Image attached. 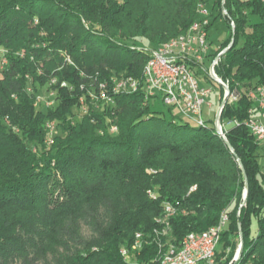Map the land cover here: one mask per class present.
Wrapping results in <instances>:
<instances>
[{"label":"trees","instance_id":"1","mask_svg":"<svg viewBox=\"0 0 264 264\" xmlns=\"http://www.w3.org/2000/svg\"><path fill=\"white\" fill-rule=\"evenodd\" d=\"M203 6L235 30L215 67L237 96L221 115L222 124L239 122L226 138L166 116L142 88L150 51L201 20ZM121 77L140 89L114 93ZM102 84L116 105L92 104ZM260 86L262 0H0V264H160L161 245L180 247L223 213L217 264L238 249L239 221L238 264H264L263 148L245 125L249 92ZM43 88L58 104L37 109ZM83 98L89 110L81 116ZM49 122L57 124L50 143ZM166 205L174 210L167 234L159 222ZM138 233L143 247L132 263L121 251Z\"/></svg>","mask_w":264,"mask_h":264},{"label":"built area","instance_id":"2","mask_svg":"<svg viewBox=\"0 0 264 264\" xmlns=\"http://www.w3.org/2000/svg\"><path fill=\"white\" fill-rule=\"evenodd\" d=\"M223 14H226V12L223 11ZM200 16L201 20L194 22L191 30H187L183 33V36H179L175 40V47L167 51H158L156 49L150 51L151 74L148 76L147 95L150 102L161 100L165 106L176 110L186 121L194 123L206 121L203 115V108L208 104L207 99L212 93L211 89L201 85L197 77L200 74V70L205 67L206 59L208 57L211 58L209 54L210 20L208 19L209 10L206 6H203ZM217 57L215 59L212 58L210 72H207L204 68L205 80H209L208 78L211 77L219 83L224 90V96L229 93V100L232 101L237 96L231 93L228 82L223 81L216 74L215 67L220 61ZM5 64L6 61L3 60V65ZM121 79L122 77L114 80V93H118V85ZM65 85V83L62 84V86ZM136 87L137 85H134L128 91L136 90ZM105 89L106 85L102 84V91H99V94H89L92 104L99 107L98 101H102L108 106L116 105L114 98L106 95ZM51 94L53 95L54 93ZM249 97L254 102V107L250 110L251 117L246 121L245 125L262 146L264 155V87L260 86L251 90ZM39 99L40 96L38 101ZM80 103V114H87L89 107L85 99H81ZM208 105L211 107L210 104ZM46 107H52V103H47ZM238 124V120H230L225 124L220 122L218 127L224 132V138H226V129ZM46 128L49 132L50 143L57 132V124L49 122ZM115 128V126H112L111 130H115ZM152 196L154 197L153 194ZM228 222L229 217L226 214L224 229H217V227L213 226L203 232L188 234L186 241L187 251L180 257V264H217V259L213 257V250H218L222 234L226 230ZM162 224H164L163 233L167 234V225L169 223H165V217L162 219ZM139 241L142 240L135 236L131 249H122L121 253L127 261L132 262L134 260L128 258V251L136 252ZM175 246L177 244L171 239L166 244L161 245L159 261H165L166 264V257L172 256Z\"/></svg>","mask_w":264,"mask_h":264},{"label":"rangeland","instance_id":"3","mask_svg":"<svg viewBox=\"0 0 264 264\" xmlns=\"http://www.w3.org/2000/svg\"><path fill=\"white\" fill-rule=\"evenodd\" d=\"M208 10H209L208 19L211 22V26L209 28V44H210L209 54L211 55V58L208 57L206 59L204 68L207 72L208 71L210 72L213 54H216L217 51L220 50L222 48V46L229 39L232 38L233 29L229 26L228 22L225 21L223 16L218 15L217 13L216 14L212 13L210 7H208ZM152 22L154 23L155 28H161L165 25L166 21L161 16H159V17L155 16V18H153ZM2 66H4V65H1V67ZM204 68H202L200 70V74L197 77H198L202 86H206L209 89H211V91H212L210 97L207 99V103L210 104L211 107H209V105L206 104L203 108V115L207 121V125H208V127L212 128V127H215V118H216L218 109L222 103V102L220 103V100L222 97L223 88L221 87V85L219 83H217L211 77L208 78L209 80H205ZM51 93H54V92H48V91H46L45 88L42 89V94H40L41 98L38 101L37 109L41 108L42 106L46 107L47 103H52L53 106L58 104V101L56 100V93L53 95ZM152 103H153V106L156 110L164 112L166 114V116L170 117L172 114H174L175 116H179V113L176 110H172V113H171L169 111V107L165 106L161 100H157V101H154ZM81 116H83V115H81ZM79 118H81V117H79ZM190 123L192 125H196L194 122H190ZM261 162H262V164H264V157L261 159ZM244 194H245V188H244V192H243V200H244ZM242 205H243V203L240 205V207H242ZM85 234L89 235V230L87 228H85ZM239 247H240V245H239ZM239 247H238V249H239ZM219 249H220V245H219L218 250ZM238 249L234 253H231L232 259L236 256ZM230 251L231 250H228L229 254H230ZM134 258H135L134 255H132L130 257V259H134Z\"/></svg>","mask_w":264,"mask_h":264},{"label":"bare ground","instance_id":"4","mask_svg":"<svg viewBox=\"0 0 264 264\" xmlns=\"http://www.w3.org/2000/svg\"><path fill=\"white\" fill-rule=\"evenodd\" d=\"M262 1L264 2V0H262ZM202 9H203V7H201L199 13L202 12ZM189 30H191V28ZM180 36H183V34ZM178 38L179 37L170 40L169 42L163 44L162 46H160L156 50H158V51L170 50L172 47H175V40H177ZM149 74H151V58L148 61V63L146 64L145 69H144V76H143L144 79H143V87H142L144 90V94H145V100L150 102V99L148 98V95H147L148 94V76H149ZM134 85H137L136 90L128 91L130 88L134 87ZM101 88H102V86H101ZM139 89L140 88H139L138 82L131 77H129V78L122 77L121 82L118 85V92H120L122 90H127L130 93H134V92L138 91ZM195 124L198 127H205L207 125V121H199ZM111 132L116 133L117 127L115 128V130H111ZM220 132H221V136L224 137V132H222L221 129H220ZM223 212H225V211H223ZM173 213H174V210L172 209V207H170V206L165 207V223H169L168 219L171 215H173ZM221 215L222 216L220 218V221L215 226V227H217V229H224L226 213H223ZM159 222L161 224L162 220H159ZM168 231H169V224L167 225V232ZM136 236L138 239H140L142 241H139V243L137 244L136 252L135 251H128V258H130L132 255L135 256V254L137 252H140V250H142L144 235L142 233H138V234H136ZM187 239H188V235L184 238L180 247H177V246L174 247L172 256L166 257V264H180V257H182L184 252L187 251V242H186ZM213 257H214V259L217 258V250H213ZM132 263H136L135 260H132ZM160 264H165V261H161Z\"/></svg>","mask_w":264,"mask_h":264},{"label":"water","instance_id":"5","mask_svg":"<svg viewBox=\"0 0 264 264\" xmlns=\"http://www.w3.org/2000/svg\"><path fill=\"white\" fill-rule=\"evenodd\" d=\"M222 10L227 13L224 4L222 6ZM234 33H235V30L233 29V36H232V39H231V43L229 44V46L227 48H225L218 55V57H217L218 60H221L222 57L233 47L234 41H235ZM228 100H229V93L228 94H225V96L223 98V101H222V103H221V105H220V107L218 109L217 115H216L215 128H216L217 132H219V127L218 126L220 125V122H221V115H222V112L224 110V107L228 103ZM226 142H227L229 148L233 151L232 146L228 143V141H226ZM238 162H239L240 166L242 167L241 161L238 160ZM247 197H248V181H247V178L245 176V194H244V202H243V205L242 206L246 205ZM239 229H240V238H241L240 247L238 249V252H237L236 256L229 263H227V264H238V261H239L240 257L243 254L244 241H243V234H242V230H241V222L240 221H239Z\"/></svg>","mask_w":264,"mask_h":264}]
</instances>
